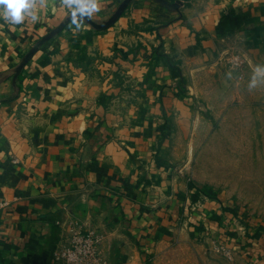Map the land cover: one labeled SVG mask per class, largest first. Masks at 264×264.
Here are the masks:
<instances>
[{
  "label": "crops",
  "instance_id": "0c3cea01",
  "mask_svg": "<svg viewBox=\"0 0 264 264\" xmlns=\"http://www.w3.org/2000/svg\"><path fill=\"white\" fill-rule=\"evenodd\" d=\"M178 1L100 0L78 33L59 0L0 19V264H54L75 222L112 264L187 237L264 264V222L192 164L205 102L264 64V0Z\"/></svg>",
  "mask_w": 264,
  "mask_h": 264
},
{
  "label": "rangeland",
  "instance_id": "374dc122",
  "mask_svg": "<svg viewBox=\"0 0 264 264\" xmlns=\"http://www.w3.org/2000/svg\"><path fill=\"white\" fill-rule=\"evenodd\" d=\"M223 91L211 94L201 110L203 127L193 168L198 177L230 191L237 205L264 222V94L257 88L246 94L235 88ZM214 248L213 243L187 237L174 241L151 264H232L225 248Z\"/></svg>",
  "mask_w": 264,
  "mask_h": 264
},
{
  "label": "clouds",
  "instance_id": "9594fccd",
  "mask_svg": "<svg viewBox=\"0 0 264 264\" xmlns=\"http://www.w3.org/2000/svg\"><path fill=\"white\" fill-rule=\"evenodd\" d=\"M48 0H0V19L5 23L15 26L26 21L32 24L40 20V11L47 7ZM59 6L68 13L67 18L74 32H79L86 20L99 12L100 0H59ZM229 79L232 73H226ZM264 85V64H257L248 82L247 88L252 90Z\"/></svg>",
  "mask_w": 264,
  "mask_h": 264
},
{
  "label": "built area",
  "instance_id": "2783aa9c",
  "mask_svg": "<svg viewBox=\"0 0 264 264\" xmlns=\"http://www.w3.org/2000/svg\"><path fill=\"white\" fill-rule=\"evenodd\" d=\"M220 60L233 68H242L244 62L238 53L232 52L221 55ZM101 239L95 230L72 223L54 251V264H112L101 250Z\"/></svg>",
  "mask_w": 264,
  "mask_h": 264
},
{
  "label": "water",
  "instance_id": "95a60500",
  "mask_svg": "<svg viewBox=\"0 0 264 264\" xmlns=\"http://www.w3.org/2000/svg\"><path fill=\"white\" fill-rule=\"evenodd\" d=\"M182 3H183V1H182V0H179V1H178V5H179V4H182Z\"/></svg>",
  "mask_w": 264,
  "mask_h": 264
}]
</instances>
